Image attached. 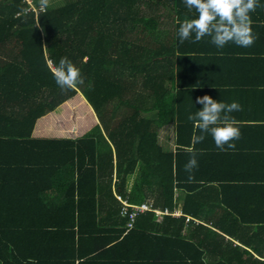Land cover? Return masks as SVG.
Listing matches in <instances>:
<instances>
[{"label": "trees", "instance_id": "1", "mask_svg": "<svg viewBox=\"0 0 264 264\" xmlns=\"http://www.w3.org/2000/svg\"><path fill=\"white\" fill-rule=\"evenodd\" d=\"M60 2L40 12L39 0H0V264H264V178L207 171L217 163L194 147L187 182L194 124L184 119L194 89L232 86L206 76L209 61L264 65V55H234L208 36L193 43L194 33L181 44L180 23L198 16L184 0ZM62 57L82 73L75 89L62 91L48 66ZM79 92L85 100L71 106ZM172 122L168 151L159 132ZM229 187L245 191L241 205L227 200ZM180 190L183 214L173 217ZM124 198L153 201L130 229ZM156 215L163 221L151 222ZM144 241L167 251L127 252Z\"/></svg>", "mask_w": 264, "mask_h": 264}, {"label": "crops", "instance_id": "2", "mask_svg": "<svg viewBox=\"0 0 264 264\" xmlns=\"http://www.w3.org/2000/svg\"><path fill=\"white\" fill-rule=\"evenodd\" d=\"M258 10V8H257ZM255 12H258V11ZM260 11H262L260 9ZM264 15L260 22L252 20V25L257 23H264ZM258 25V24H257ZM257 28V29H256ZM253 34L257 36L255 43L248 48L240 47L234 43L229 42L223 48L227 50H232L234 55H243L240 57H259V55H264V38L261 36V31L258 27H253ZM257 30V31H256ZM255 32V33H254ZM213 44V43H212ZM214 45V44H213ZM215 46V45H214ZM225 52V51H224ZM227 53V52H226ZM255 58H251L250 63H245L244 65L238 66L235 60L229 61L226 59L215 58V60L209 61L212 71H208L205 74L207 77L216 79H222V81H227V84H232V86H225L217 90H204L197 92L194 89L192 96V107L195 114L197 111L202 109V105L196 103L197 97H202L204 95L211 96L214 100L230 104L232 102H238L241 106L240 111H234L229 115L234 117L239 123L238 127L241 131V138L233 141L235 143V149H229L227 151H221L215 145V142L210 134H205V139L197 143L194 147L195 149H200L202 152L208 151L212 159L215 160L218 167H208L207 171L213 173L229 172L235 175H252L260 178H264V65L259 62L258 59L252 63ZM261 64V65H260ZM75 97V96H74ZM85 100L84 95L79 92L78 103ZM76 102V104H78ZM188 106V105H186ZM197 108V109H196ZM189 114H185L186 122ZM196 135H200L199 130L194 129ZM177 124L172 122L171 124L164 126L159 132V141L165 150H175L177 147ZM192 141H191V146ZM189 147V148H190ZM203 149V150H202ZM136 173L132 174L128 179V191L132 189L133 183L136 178ZM114 178V182H115ZM264 181V179H259ZM113 189L115 192V185L113 183ZM245 191L238 187H229L227 189L226 195L227 200L233 204L241 203L245 200ZM178 199L173 210L167 209L168 212L173 217H179L183 214L182 204L184 192L181 190L177 192ZM247 194V193H246ZM180 195V196H179ZM126 200V198H124ZM109 201V200H108ZM111 202V201H110ZM148 203L152 206L153 201L149 200ZM241 205V204H237ZM242 208V207H240ZM158 209H160L158 207ZM166 210V209H165ZM158 213L161 210H157ZM214 213L211 214V218L219 219L223 215V210L220 206L216 207ZM164 213H166L164 211ZM167 214V213H166ZM164 215H156L151 222H162ZM196 222H200L199 219H195ZM151 222L146 220V218L141 219L140 223L143 224L144 229L150 228ZM212 227V226H211ZM192 231L191 225L187 222L181 234H190ZM238 244V241H235ZM157 246V245H156ZM155 245L150 243L140 242L139 246L134 244L128 245L127 252L134 253L137 252L143 255V257H155L157 254H163L167 249H158ZM139 248V249H138ZM43 264H57L58 262L53 258H48V260H42Z\"/></svg>", "mask_w": 264, "mask_h": 264}, {"label": "clouds", "instance_id": "3", "mask_svg": "<svg viewBox=\"0 0 264 264\" xmlns=\"http://www.w3.org/2000/svg\"><path fill=\"white\" fill-rule=\"evenodd\" d=\"M49 2L50 0H39V11L45 12ZM184 3L190 11L195 9L198 16L180 23L178 36L181 44L189 40L193 33L195 34L193 43L208 36L217 48H223L229 42L245 48L255 43L257 36L253 34L250 13L261 7L259 0H184ZM23 11L27 13L28 9ZM36 27H40L39 20ZM48 66L62 91L75 89L84 83L80 69L67 57H62L55 66L49 61ZM196 103L201 104L202 109L187 117L189 121H193L194 129L201 133L200 135L193 133V147L186 149L191 154L185 165V171L190 173L187 181L189 183L195 181L191 173L198 166L194 146L205 139V134L212 136L216 147L221 151L234 150L236 146L233 141L241 138L239 122L229 115L242 110L238 102L226 104L204 95L197 97Z\"/></svg>", "mask_w": 264, "mask_h": 264}, {"label": "built area", "instance_id": "4", "mask_svg": "<svg viewBox=\"0 0 264 264\" xmlns=\"http://www.w3.org/2000/svg\"><path fill=\"white\" fill-rule=\"evenodd\" d=\"M119 199H121V196H118ZM123 208L122 212L124 215L128 214L129 215V220H128V229L132 228L134 225V222L136 220V217L147 210H151L152 206L148 203H140V204H132L129 203L127 200H122Z\"/></svg>", "mask_w": 264, "mask_h": 264}, {"label": "rangeland", "instance_id": "5", "mask_svg": "<svg viewBox=\"0 0 264 264\" xmlns=\"http://www.w3.org/2000/svg\"><path fill=\"white\" fill-rule=\"evenodd\" d=\"M31 1V0H30ZM52 2V4H60L61 2H60V0H51L50 1V3ZM78 97H79V93L77 94V95H75V97H73V98H71V99H69V104L71 105V106H75V105H77L76 104V102L78 101ZM78 103V102H77Z\"/></svg>", "mask_w": 264, "mask_h": 264}]
</instances>
